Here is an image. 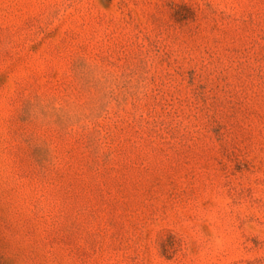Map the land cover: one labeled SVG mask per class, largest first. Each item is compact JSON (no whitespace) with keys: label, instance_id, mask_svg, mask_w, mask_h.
Wrapping results in <instances>:
<instances>
[{"label":"rangeland","instance_id":"1","mask_svg":"<svg viewBox=\"0 0 264 264\" xmlns=\"http://www.w3.org/2000/svg\"><path fill=\"white\" fill-rule=\"evenodd\" d=\"M0 264H264V0H0Z\"/></svg>","mask_w":264,"mask_h":264}]
</instances>
